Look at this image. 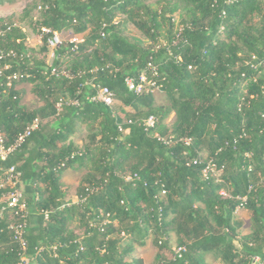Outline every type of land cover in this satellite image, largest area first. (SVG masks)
Here are the masks:
<instances>
[{"label": "trees", "instance_id": "16d2710c", "mask_svg": "<svg viewBox=\"0 0 264 264\" xmlns=\"http://www.w3.org/2000/svg\"><path fill=\"white\" fill-rule=\"evenodd\" d=\"M158 4L33 0L19 23L0 18V135L10 146L42 121L0 161V264H146L138 252L148 245L155 264H264V0ZM25 26L41 36L37 48ZM68 31L84 35L77 48L64 41L52 64L38 58ZM149 63L168 103L128 89ZM23 85L40 106L29 107ZM94 85L116 102L93 101ZM72 168L86 171L73 198L63 182ZM15 189L26 214L8 207Z\"/></svg>", "mask_w": 264, "mask_h": 264}, {"label": "built area", "instance_id": "2783aa9c", "mask_svg": "<svg viewBox=\"0 0 264 264\" xmlns=\"http://www.w3.org/2000/svg\"><path fill=\"white\" fill-rule=\"evenodd\" d=\"M44 7L43 5H40L38 7V11L42 10ZM45 33H50L51 30L44 29ZM83 39H80L77 37V39H73L70 42L74 44V47L77 48V45L81 43ZM63 41L61 40L60 34L54 32V36L52 39L49 40V46L50 51H53L59 47ZM13 54V52H11ZM55 54V53H54ZM14 55V54H13ZM53 74H56V70L52 71ZM64 75H66L65 72H63ZM68 76V75H66ZM159 76V70L158 68L153 64L149 63L147 71L143 72L138 78L136 77H128L126 79V84L128 86V89L130 92H133L136 95H143L144 93H155L157 91H160L162 89V85L158 83L156 78ZM13 79H17L18 75H14L13 77H10ZM94 88L96 90L95 95L92 97L93 101L101 102L105 104L106 106H112L116 102V95L115 93L108 87V86H102V85H94ZM73 105H78L77 101L72 102ZM63 103H59V111L62 108ZM42 121L39 118H36L31 122V124L26 128V130L20 134L15 141L14 144L8 146L6 143L5 138L0 135V161H6L15 150H17L19 147H21L25 141L32 136V134L39 130L41 127ZM155 124V119L153 117H150L145 121V125L147 128L153 127ZM156 137L161 140L162 138L159 135H156ZM187 143L190 144V142L187 140ZM208 170V169H206ZM8 173V180L7 182L12 183L14 186H17L18 180L20 177V173L17 172L16 167L12 166L7 170ZM131 179V178H128ZM4 187V183H0V190ZM165 194V191L163 192ZM8 207L15 209L17 214L27 212V204L25 201H23L22 193L19 189H15L8 193L6 195ZM24 216V215H23ZM17 236L19 239L22 240L21 236V228L16 229ZM179 252V251H178ZM256 261H259V259H256Z\"/></svg>", "mask_w": 264, "mask_h": 264}, {"label": "rangeland", "instance_id": "374dc122", "mask_svg": "<svg viewBox=\"0 0 264 264\" xmlns=\"http://www.w3.org/2000/svg\"><path fill=\"white\" fill-rule=\"evenodd\" d=\"M33 0H19L16 4L14 5H2L0 4V18H10L12 19V21L19 23L21 20V17L23 15L24 9L32 3ZM150 4H153L155 6H159V0H149ZM119 18H122V16H120ZM181 17L178 16V18H176L177 23L180 22ZM25 29L27 30V35H28V44L31 48H37L38 46H40L41 44V36L38 34V32L32 31L30 29L27 28V26H25ZM126 34L128 36L137 38L138 40H140L144 45H149L150 42L144 37V35L137 29L135 28L132 24H128L126 26ZM223 35V33H222ZM83 39L84 35H75L72 33V31H68L66 33L61 34V40L64 41H71L73 39ZM162 40H166L165 38H163ZM51 53H47L46 55H42V54H37L38 58H40L41 60L46 61L49 64H52L54 61L53 58V51H50ZM31 89L30 87H28V93H30ZM155 97H156V102L157 104H165L168 103V98L166 96L165 93L157 91L154 93ZM31 94H27V98L25 99V102L29 105V107L31 108H35L38 106V103H35L32 101ZM174 121V116L170 117L167 121L168 125L170 126ZM78 144H83L82 141H77ZM69 173V170H67L64 175H67ZM72 176H70L69 178L67 177L65 179V187L68 189L69 191V195L71 198H73L76 194V190H77V186L79 185L82 177L86 174L85 170H81V171H76L73 170L72 171ZM236 217L238 219H241L245 222L244 227L240 230L243 233H247L250 230V215L249 212L245 209H239V211H237ZM73 228H75L77 231H80L81 228H79L78 225H74ZM176 250V249H174ZM178 251V250H176ZM138 255L143 257L146 264H155L156 261V256H157V250L154 246L152 245H148L146 248L140 249V251L138 252ZM207 261L210 264H220L219 261L214 260V258L212 256H209L207 258ZM254 264H260L258 261H256Z\"/></svg>", "mask_w": 264, "mask_h": 264}, {"label": "crops", "instance_id": "0c3cea01", "mask_svg": "<svg viewBox=\"0 0 264 264\" xmlns=\"http://www.w3.org/2000/svg\"><path fill=\"white\" fill-rule=\"evenodd\" d=\"M60 37H61V34H60ZM49 53H51V52L49 51ZM54 56H55V54H53V58H54ZM28 87H31V86H30V85H23V86H20V87H19L20 89H21V88H22V89H23V88L26 89V97H25V99L27 98V94H28V95L31 94V92L28 93ZM31 97H33V98H32V101H33V102L38 103V106L41 105V103H39V102L36 101L35 97H34L32 94H31ZM38 106H37V107H38ZM37 107H35V108H37ZM73 170H75V169H74V168L69 169V173H68L67 175H64V176H63V182H64V183H65V179H66L67 177L69 178L70 176H72L71 173H72ZM65 184H66V183H65Z\"/></svg>", "mask_w": 264, "mask_h": 264}]
</instances>
